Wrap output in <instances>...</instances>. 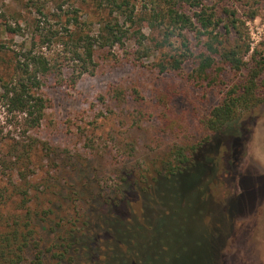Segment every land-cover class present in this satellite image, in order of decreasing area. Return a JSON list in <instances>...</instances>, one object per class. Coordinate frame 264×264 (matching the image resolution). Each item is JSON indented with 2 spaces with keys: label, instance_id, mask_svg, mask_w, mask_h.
Returning <instances> with one entry per match:
<instances>
[{
  "label": "rangeland",
  "instance_id": "obj_1",
  "mask_svg": "<svg viewBox=\"0 0 264 264\" xmlns=\"http://www.w3.org/2000/svg\"><path fill=\"white\" fill-rule=\"evenodd\" d=\"M60 1L42 0L56 28L66 19L55 16ZM71 1L84 17L98 21L94 2ZM144 1L138 0L139 8ZM230 2L243 19L251 9L259 10L247 21L251 51L246 59L251 61L256 51L260 59L264 0ZM26 3L0 0V25L4 20L19 22L24 31L5 33L0 26L4 76L12 72V49L20 48L40 16ZM144 25L151 57L136 58L138 43L130 40L125 46L98 48L95 72L75 86L55 74L43 78L41 91L50 105L41 127L31 132L39 140L32 153L31 167L38 171L31 178V207L53 211L37 224L48 239L55 232H97L100 247L111 245L115 229L132 226L136 232H151L156 225L159 236L148 254L159 250L160 257L147 258L149 264H264V104L238 117L217 138L213 135L204 164L190 175L193 185H165L162 198H154L150 185L159 177L162 162L177 146L190 147L209 134L198 120L221 102L222 90L235 73L218 64L214 79L202 81L195 77L193 61L180 70L160 71L156 62L173 54L179 41L173 38L175 46L156 50L163 40L161 30ZM190 38L199 51L202 43ZM62 49L60 41L43 51L58 59ZM70 70L66 67L64 74ZM16 120L0 105V136L7 144L24 138ZM203 173L205 186L198 188L194 185ZM87 261L84 256L77 264Z\"/></svg>",
  "mask_w": 264,
  "mask_h": 264
},
{
  "label": "trees",
  "instance_id": "obj_2",
  "mask_svg": "<svg viewBox=\"0 0 264 264\" xmlns=\"http://www.w3.org/2000/svg\"><path fill=\"white\" fill-rule=\"evenodd\" d=\"M78 1L94 2L98 21L89 15L84 17L81 7L72 6L71 0H61L55 16L66 19L56 28L48 20L42 0H27L26 6L35 7L41 17H36L20 48L12 49V72L7 76L0 74V105L17 117L16 122L24 134L22 141L16 140L13 144H7L0 136V264H77L84 256L88 258L84 264H149L147 258L154 261V257H160L159 250L150 255L154 247L151 243L159 236V232H155L156 225L150 227L151 232H136L132 226L127 231L115 229L111 245L100 247L97 232L94 235L70 231L63 236L55 232L53 238L48 239L42 226L37 224V220L46 222L51 218L53 211L31 207V178L38 171L31 167L32 153L39 143L31 132L41 127L50 105L41 91L45 76L55 74L60 81L75 86L85 74L95 72L98 48L125 46L130 40L138 43L136 58L151 57L145 23L147 29L161 30L163 40L158 42L156 50L175 46L173 38L179 41L173 54L156 62L160 71L180 70L193 61L195 77L202 81L214 79L212 75L220 69L218 64L235 73L222 90L221 102L198 120L209 134L190 147L177 146L157 170L159 177L154 178L155 183L150 188L155 190L153 197L158 199L162 198L165 185L192 184L191 173L208 157L206 146L238 117L264 104V54L256 59V51L251 61L246 59L251 51L247 21L258 16V9H251L243 19L230 0H145L141 8L138 0ZM137 25H141L140 28L133 30ZM0 26L5 33H24L19 22L14 25L4 20ZM190 35L202 43L199 51L194 48ZM60 41L63 49L58 59L47 56L43 48ZM66 67L71 69L68 76L64 74ZM204 177L205 174H201L194 186H205ZM158 199L155 201L161 204ZM162 217L167 215L163 213Z\"/></svg>",
  "mask_w": 264,
  "mask_h": 264
}]
</instances>
